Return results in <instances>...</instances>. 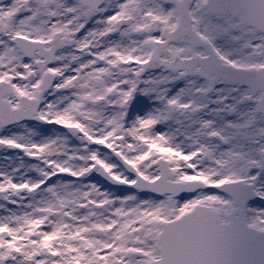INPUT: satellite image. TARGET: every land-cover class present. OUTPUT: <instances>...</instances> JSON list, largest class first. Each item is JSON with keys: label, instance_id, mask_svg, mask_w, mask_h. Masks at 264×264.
I'll use <instances>...</instances> for the list:
<instances>
[{"label": "rangeland", "instance_id": "374dc122", "mask_svg": "<svg viewBox=\"0 0 264 264\" xmlns=\"http://www.w3.org/2000/svg\"><path fill=\"white\" fill-rule=\"evenodd\" d=\"M33 3L38 10L43 11L40 15L38 10L35 11L36 21L33 20L29 26V33L47 38V33L59 31L70 42L61 58V68L66 71L65 75H73L77 69L87 70L85 75L89 77L84 78V84H81L84 87L107 84L129 87L132 85L131 80H134L132 89L138 85L142 87L148 101L143 102L141 98V105L133 110L137 117L135 126L131 131L128 130L131 143H121V147L124 146V150H127L126 155L129 154L130 162L136 164L147 178H156L159 169L153 168L152 164L149 168L143 165L148 161L145 159H151L146 156L153 155L158 148L156 156L166 154L163 159L175 170V181L200 180L209 184H220L234 180L233 172L230 171L231 160L241 159L246 165L242 180L252 183L263 199L260 204L251 207V223L255 228L264 231V119L258 111L260 95L254 98L248 90L228 89L223 86L210 94L208 85L202 80L185 79L165 70L146 73V77H143L145 63L149 60L155 43L161 41L160 35L156 36L151 32L153 21H158L169 30L176 26L171 23L174 21V14L170 9L162 8L159 0H147L137 12L130 6L136 10L138 0H117L98 13L90 10L83 12L85 18H90L87 23L80 20L77 5L71 0H34ZM205 3L206 0H194L192 7L194 27L200 37L212 43L225 63L245 66L244 68H264V36L245 28L238 20L228 18L220 22L213 19L206 13ZM60 9L62 10L57 13ZM55 17L56 22L49 21ZM119 20L132 22L116 30L115 25ZM80 24L83 28L91 27L88 36H75V29ZM105 32L107 34L103 37ZM84 46L88 50L83 49ZM170 51L171 55L167 59L170 62L177 57L185 59L193 55H205V52L194 51L183 44H173ZM75 58L78 60L75 61ZM132 63H136L135 66ZM109 75L116 77L110 79ZM121 75L131 77L125 80ZM107 80H111V83ZM169 85L172 86L168 87ZM94 90L92 95L99 96L100 91L95 88ZM162 97L164 99L161 101ZM62 105L67 112L73 107L67 97ZM79 106L83 108L84 117H90L93 113L81 104ZM187 114L188 117L185 116ZM111 116V113L99 115L95 120L90 118L83 125L90 130L103 128V131L97 133L98 140L95 142L92 137L81 140L86 151L92 149V144L101 146L100 138L107 135H111L112 140L119 139L116 136L119 131L114 128ZM155 124L157 128L152 131L151 127ZM108 131L110 132L106 134ZM212 133L220 135L227 144L213 142L210 139ZM111 144L105 142L108 147ZM1 145L7 150L11 146H5L3 142ZM53 150H57V153L61 150V155L65 153L62 148ZM0 151L8 152L2 148ZM110 151L106 156H98L94 151L95 157L88 152V156L84 158V166H93L96 162L98 164L95 158H99L107 169L117 172L118 176H125L110 161ZM198 153L202 154L201 158L197 157ZM67 154L71 156L69 149ZM157 157H152L153 161L158 160ZM1 168L0 173L3 176L0 174V183L4 185L6 175H11L12 168ZM68 190L72 191L73 197L68 200L67 205H72L73 213L78 217L74 216L73 222H64V231L59 242H54L56 230L51 229L45 233V237L51 239V246L58 248L57 256L65 262L76 258L74 261L81 260L86 264H147L159 257L157 235L163 222L192 211L193 203L195 206L203 204L215 207L223 216L233 208L229 200L209 194L172 202L170 199L156 201L148 197L124 202L123 198L130 196L118 195L115 198L109 189L99 187L98 183L95 186L90 184L82 192ZM119 198L121 199L118 201ZM107 201L113 206L102 211L101 206ZM93 213L96 217L94 221L90 218ZM7 217L12 220H2ZM22 224L25 225V222ZM20 226V221H14V215H1L0 228L11 237L4 244L15 245L12 238L14 235L17 237L16 231ZM22 245L28 253V245ZM134 251L137 252L133 253ZM0 256L5 257L1 251Z\"/></svg>", "mask_w": 264, "mask_h": 264}, {"label": "flooded vegetation", "instance_id": "af4514ba", "mask_svg": "<svg viewBox=\"0 0 264 264\" xmlns=\"http://www.w3.org/2000/svg\"><path fill=\"white\" fill-rule=\"evenodd\" d=\"M24 1L0 0V79L1 81H8L9 83L13 82L17 89L19 88L23 92L19 96L17 92L14 93L15 87L13 89V101L10 104L15 109L13 112L14 119L28 118V121H30H23L21 123L17 121L12 127L14 129V143L20 149V151H15L18 159L17 169L23 174H28L31 181L30 190L28 191L21 187L23 182H17L15 197L17 204L20 207L22 204L28 206L30 208L29 214L38 221H43L46 218L61 219L64 209L63 204L66 200V191L68 187H76L74 182L68 181L71 178H67L66 175L69 173H81L83 168H85L81 159L79 143L73 142L77 137H73L71 141L68 140L69 136L67 134L69 135V128H74V130L82 133V131L84 132L82 128L78 125H73V123H80V118L82 122L88 123L90 118L95 120L99 115L109 113L113 115L115 100L109 99L103 104V106L108 107L107 109L95 111L90 114V117H81L83 112L80 108L71 109L69 112L65 108L59 111L53 110V103L56 98L54 96L55 92L67 94V98L72 102L77 100L72 97V93L77 88L82 99H86L91 103L95 98L93 95L86 97L85 91L80 87L58 85L60 78L56 76L53 89L49 93L44 92L43 94L40 109H36L35 102H28L26 108H21L22 97H29L30 99L39 98V95L43 92V84L47 74L42 69H26L17 61L19 57L26 60L15 43L16 38L19 37V27H29V15L27 12L30 4ZM38 59L39 61L35 62L34 66H43L42 59ZM105 88L109 89V87H103V90ZM117 100L127 102L126 97L122 94H119ZM128 103H130V100H128ZM122 104V102L119 103V105ZM58 113L61 115L59 116ZM99 131H103V128L101 127V130L86 129L85 135L95 140L97 139V133ZM109 132H106V134ZM20 139L24 141L21 142ZM53 148H62L65 153L61 155L59 154L62 152L61 150L57 153V150H53ZM67 149L70 150L71 156H67ZM119 152L121 151L119 150ZM122 155L124 157L126 156L125 154ZM24 158H26V161ZM127 174L129 175V173ZM50 187L56 190L54 200L52 201L53 204L48 202L50 193L46 192ZM7 248H1V252L5 257L8 254ZM15 256L19 257L20 251H16ZM0 264H10V262L4 261Z\"/></svg>", "mask_w": 264, "mask_h": 264}, {"label": "water", "instance_id": "95a60500", "mask_svg": "<svg viewBox=\"0 0 264 264\" xmlns=\"http://www.w3.org/2000/svg\"><path fill=\"white\" fill-rule=\"evenodd\" d=\"M231 8L234 15H243L248 26L264 32V0H240ZM222 0H213L209 10L221 14ZM211 11V12H212ZM237 74L239 84L248 85L257 94L264 91L263 72H244L228 68L225 82ZM264 115V98L260 102ZM232 225L220 226L216 215L199 211L165 227L160 236L162 261L157 264H264V233L255 232L246 225L244 211H236Z\"/></svg>", "mask_w": 264, "mask_h": 264}]
</instances>
